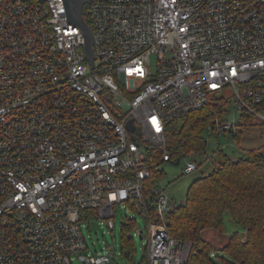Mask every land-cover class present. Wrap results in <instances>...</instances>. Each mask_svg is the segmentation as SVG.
<instances>
[{"label":"built area","instance_id":"built-area-1","mask_svg":"<svg viewBox=\"0 0 264 264\" xmlns=\"http://www.w3.org/2000/svg\"><path fill=\"white\" fill-rule=\"evenodd\" d=\"M84 6L92 66L62 0H0V264H108V251L83 253L80 222L113 230L125 204L147 220L139 264H186L192 242L165 220L174 206L145 193L146 154L169 122L220 96L242 116L218 133L245 115L264 123V0ZM197 168L191 157L183 172Z\"/></svg>","mask_w":264,"mask_h":264},{"label":"trees","instance_id":"trees-1","mask_svg":"<svg viewBox=\"0 0 264 264\" xmlns=\"http://www.w3.org/2000/svg\"><path fill=\"white\" fill-rule=\"evenodd\" d=\"M82 15L89 24L84 5ZM230 106L231 97L220 96L166 125L164 142L152 144L146 154L148 178L144 181L145 193L149 191L147 188L152 177L149 169L160 161L164 162L162 154L167 152L170 161L189 152L196 155L203 151L206 127L211 126V130L218 133L215 123L227 121L225 115ZM245 120L251 122L252 118L245 115ZM240 134L237 130L233 136L239 140ZM225 211L242 226L243 233L231 232L226 243L216 248L203 239L201 233L206 229L222 233ZM165 220L172 236L192 242L186 264H217L215 256L224 264H264V153L253 148L247 150L243 158L220 157L210 173L189 184L184 202L174 206ZM130 226L132 222L126 228ZM125 240L133 250L131 239L125 237ZM215 251L223 253L226 259L214 254Z\"/></svg>","mask_w":264,"mask_h":264},{"label":"rangeland","instance_id":"rangeland-1","mask_svg":"<svg viewBox=\"0 0 264 264\" xmlns=\"http://www.w3.org/2000/svg\"><path fill=\"white\" fill-rule=\"evenodd\" d=\"M225 95H228V91L225 92ZM241 116L240 112L233 110V106H230V111L225 115V120L232 121L234 119L240 123ZM238 131L241 133L239 140L235 139L231 132L215 133L206 127L203 134L206 145L203 151L196 155L189 152L179 158L173 157L170 161H160L153 167L151 166L149 170L152 177L147 188L149 191L146 193L148 197L149 192L157 188L167 196L171 207L180 205L185 200L189 184L196 178L210 173L223 155L235 160L245 157L247 150L253 148L260 149L264 153V123L258 119L253 122L246 121L239 125ZM146 144L142 141V145ZM191 157H195L198 168L192 173L185 174L183 165ZM114 211L113 230L108 229L105 225L87 224L85 220L80 222L81 232L88 246L83 253L96 256L108 251L111 254L108 264H139L143 259L147 241L146 217L127 204L115 206ZM130 222H132V226L126 228ZM223 225L224 231L222 233L213 229H206L201 233L202 238L214 247L220 248L226 243L231 232L243 233L242 226L230 218L228 211L223 213ZM139 231H142V237L139 236ZM125 237L131 239L133 250L126 242ZM214 254L226 259V256L220 251H215ZM214 261L217 264H224L216 256ZM73 264L80 263L74 260Z\"/></svg>","mask_w":264,"mask_h":264},{"label":"water","instance_id":"water-1","mask_svg":"<svg viewBox=\"0 0 264 264\" xmlns=\"http://www.w3.org/2000/svg\"><path fill=\"white\" fill-rule=\"evenodd\" d=\"M91 0H62L64 11L66 15V19L69 22H72L79 26L83 33V43L85 47V55L89 60V63L92 66L93 61V51H92V41L93 36L90 29V26L86 23V21L83 18L82 10L83 5L86 2H89ZM129 129L132 130V127L128 125Z\"/></svg>","mask_w":264,"mask_h":264}]
</instances>
